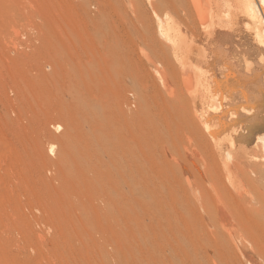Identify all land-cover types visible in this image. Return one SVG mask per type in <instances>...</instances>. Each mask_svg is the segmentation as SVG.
Here are the masks:
<instances>
[{
  "label": "bare ground",
  "instance_id": "obj_1",
  "mask_svg": "<svg viewBox=\"0 0 264 264\" xmlns=\"http://www.w3.org/2000/svg\"><path fill=\"white\" fill-rule=\"evenodd\" d=\"M129 7L126 37L116 33L118 19L114 36H104L117 71L80 74L73 96L88 82L99 121L108 116L111 165L128 189L116 182L120 207L133 219L154 196L155 264L264 256V0H129ZM112 217L103 220L117 224ZM204 245L217 256H200ZM0 264L15 263L0 254Z\"/></svg>",
  "mask_w": 264,
  "mask_h": 264
},
{
  "label": "rangeland",
  "instance_id": "obj_2",
  "mask_svg": "<svg viewBox=\"0 0 264 264\" xmlns=\"http://www.w3.org/2000/svg\"><path fill=\"white\" fill-rule=\"evenodd\" d=\"M118 1L0 0V254L15 264L156 262L154 196L133 219L120 207L116 182L125 185L107 149L108 116L99 121L88 82L79 84L83 108L73 97L80 74L117 71L104 36L118 19L125 38L132 16L129 0ZM112 216L117 224H106ZM204 247L200 256H217ZM237 260L264 264V256Z\"/></svg>",
  "mask_w": 264,
  "mask_h": 264
}]
</instances>
